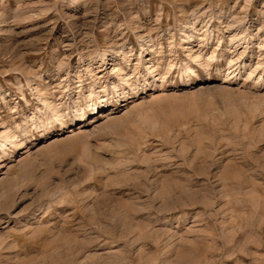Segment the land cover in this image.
<instances>
[{"label": "rangeland", "instance_id": "obj_1", "mask_svg": "<svg viewBox=\"0 0 264 264\" xmlns=\"http://www.w3.org/2000/svg\"><path fill=\"white\" fill-rule=\"evenodd\" d=\"M7 135L0 264H264V0H0Z\"/></svg>", "mask_w": 264, "mask_h": 264}, {"label": "bare ground", "instance_id": "obj_2", "mask_svg": "<svg viewBox=\"0 0 264 264\" xmlns=\"http://www.w3.org/2000/svg\"><path fill=\"white\" fill-rule=\"evenodd\" d=\"M217 59V57H215V56H211L210 57V61L211 62H215V60ZM194 72V69L193 68H191V67H187V68H185V69H183L182 70V73L181 74H183V76H190L192 73ZM116 90V92H118V90H117V88L115 89ZM116 94V93H115ZM114 95V94H113ZM102 99H99V103L97 104V103H92V105L90 104L88 107L90 108H92L93 109V111H94V114H97V113H99L100 111H102V107L104 106L103 105V103H104V100L103 101H101ZM126 101V100H125ZM95 112H97V113H95ZM86 115V113L84 114V116ZM60 117H61V113L59 112V111H54L53 113H52V117H51V120H53V122L54 121H56V120H60ZM12 144H14V142H13V136H10V135H7V136H5L4 137V139L2 138V139H0V152L1 153H3V154H5L6 153V151L5 150H7V148H8V146L9 145H12Z\"/></svg>", "mask_w": 264, "mask_h": 264}]
</instances>
